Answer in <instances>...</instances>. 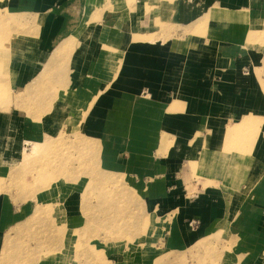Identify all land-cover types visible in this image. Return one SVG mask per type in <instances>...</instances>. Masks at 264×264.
Here are the masks:
<instances>
[{
	"label": "crops",
	"instance_id": "1",
	"mask_svg": "<svg viewBox=\"0 0 264 264\" xmlns=\"http://www.w3.org/2000/svg\"><path fill=\"white\" fill-rule=\"evenodd\" d=\"M106 1L0 0V10L24 19V29L16 38L33 41L36 46L30 54L38 57L34 64L23 59L25 53L10 52L11 88L36 82L37 86L55 85L50 70L58 62L57 85L74 86L83 95L76 99L81 105L74 104L71 116L75 117V109L89 105L82 130L90 139H99L101 163L107 174L117 175L125 208L129 213L131 207L138 208L139 219L149 215L157 223L166 222L159 242L163 249L177 252L218 236L220 248L227 243L231 246L229 252L217 255L218 264H264L263 137L251 143L249 153L234 157V165L249 162L250 170L233 188L221 178H208L206 188L198 187L192 194L188 190L196 182L193 167L209 164L215 156L210 154H219L227 113L232 122L250 114L264 117V110L255 107L261 97L256 94L258 82L248 78L228 101L218 88L209 100L211 71L225 75L233 63L222 55L214 65L202 59L196 65L193 60L188 63L183 40L190 36H182L178 30L160 32L156 25L183 26L212 12L215 16L227 14L236 24H250L253 31V24L262 17L253 8L257 1L134 0L130 4L111 0L110 9H105ZM215 1L218 7L211 8ZM114 6L120 9L111 16ZM99 7L105 9L100 18ZM162 35L170 38L162 41ZM99 43L116 48L120 55L112 78L110 67L99 68ZM102 73H107L105 84L98 82L105 75ZM217 79V87L226 83L222 76ZM211 101L216 104L213 107L219 105L218 111L211 108ZM175 102L184 104L177 109L172 107ZM17 109L10 105L0 109L1 167L18 156L19 143L35 141L40 135L42 139L37 141L46 138V121ZM243 181L249 182L248 187ZM28 207L23 213L30 215L34 206ZM15 215L10 213L6 222H13ZM194 220L198 225H193ZM225 220L228 225L223 226Z\"/></svg>",
	"mask_w": 264,
	"mask_h": 264
},
{
	"label": "rangeland",
	"instance_id": "2",
	"mask_svg": "<svg viewBox=\"0 0 264 264\" xmlns=\"http://www.w3.org/2000/svg\"><path fill=\"white\" fill-rule=\"evenodd\" d=\"M127 1L131 4L134 0ZM256 1L257 7L253 8L262 17L253 24V31L250 24H236L229 15L215 16L212 12H205L197 21L183 26L156 23L160 32L174 34L178 30L182 36H190L183 40L188 50V63L193 60L196 65L204 60L214 65L221 55L233 63L225 75L211 71L209 100L221 88L228 101L230 95L242 89L245 81L253 77L259 85L256 94L261 96L255 107L264 110V0ZM106 3L105 9H110L111 0ZM210 7H218L217 1ZM101 9H98V18ZM117 9L120 7H113L111 16ZM24 24L21 17L0 10V109L10 105L19 108L20 113H32L46 121L47 133L42 141H37L42 139L40 135L35 141L25 140L21 146L19 143L18 156L0 166V264H218L217 255L231 249L230 243L220 248L218 236H210L191 248L170 252L159 244L166 222L157 223L149 215L139 219L135 207L128 212L120 196L121 184L117 175L107 174L101 163L99 139H90L82 130L89 105L88 109H75V117L71 116L74 104L81 105L76 99L83 95L74 86L57 85L58 62L50 70V77L56 78L55 85L37 86L35 81V86L11 88L10 52L25 53L23 59L34 64L38 59L37 55L30 54L36 46L33 41L16 38ZM151 37L147 38L153 40ZM169 38L164 36L162 41ZM106 46L99 43L98 64L100 69L106 65L110 67L112 78L113 70L121 60L116 48ZM249 52L256 53V57ZM106 74L98 82L105 84ZM218 76L226 81L220 87H217ZM63 82L62 79V85ZM107 85L109 88L110 84ZM182 104L175 102L172 107L179 109ZM214 104L211 101V108L218 111L219 105L213 107ZM232 121V116L227 113L220 152L210 154L212 157L215 154L216 158L209 160V164L193 167L196 182L194 187L188 188L190 194L198 187L206 188L208 178H221L223 184L233 188L237 180L241 181L249 173V162L234 165V157L249 153L251 143L264 139V117L250 114L239 122ZM22 150L29 156H23ZM244 183L248 187L249 182H241ZM32 205V214L23 213L25 207ZM10 213L16 215L9 224L6 217ZM194 221L193 225H198V221ZM223 224L226 226L228 222L225 220Z\"/></svg>",
	"mask_w": 264,
	"mask_h": 264
},
{
	"label": "bare ground",
	"instance_id": "3",
	"mask_svg": "<svg viewBox=\"0 0 264 264\" xmlns=\"http://www.w3.org/2000/svg\"><path fill=\"white\" fill-rule=\"evenodd\" d=\"M53 63H54V62H53ZM33 151L36 152L37 149L34 147V148H33ZM22 152H23V150H22ZM22 155L25 156V157L29 156V154H27L26 152H23ZM87 175H88V174H87Z\"/></svg>",
	"mask_w": 264,
	"mask_h": 264
}]
</instances>
